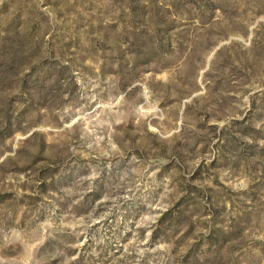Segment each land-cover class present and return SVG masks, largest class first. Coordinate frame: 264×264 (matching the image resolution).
<instances>
[{
	"label": "rangeland",
	"instance_id": "obj_1",
	"mask_svg": "<svg viewBox=\"0 0 264 264\" xmlns=\"http://www.w3.org/2000/svg\"><path fill=\"white\" fill-rule=\"evenodd\" d=\"M0 264H264V0H0Z\"/></svg>",
	"mask_w": 264,
	"mask_h": 264
}]
</instances>
